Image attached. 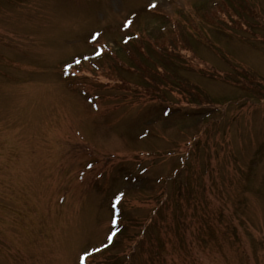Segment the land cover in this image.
<instances>
[{
	"label": "rangeland",
	"instance_id": "1",
	"mask_svg": "<svg viewBox=\"0 0 264 264\" xmlns=\"http://www.w3.org/2000/svg\"><path fill=\"white\" fill-rule=\"evenodd\" d=\"M118 198L91 264H264V0H0V264H81Z\"/></svg>",
	"mask_w": 264,
	"mask_h": 264
},
{
	"label": "trees",
	"instance_id": "2",
	"mask_svg": "<svg viewBox=\"0 0 264 264\" xmlns=\"http://www.w3.org/2000/svg\"><path fill=\"white\" fill-rule=\"evenodd\" d=\"M161 32H165V31H161ZM141 40L139 39V40H137V42H138V45H137V47L139 48L140 47V44H141V42H140ZM158 41V40H157ZM157 41H155V42H157ZM154 42V43H155ZM143 43V42H142ZM158 43V42H157ZM160 43V42H159ZM131 43H127V44H124L123 46L124 47H127V48H129V46H131L130 45ZM156 45H158V44H156ZM143 46H144V44H143ZM144 48V47H143ZM126 51H127V53L129 54V52L131 53V50H127L126 49ZM133 52H134V50H132ZM175 53H177V51L175 50V48L173 47V48H171V49H167V48H162V47H160L159 46V52H157L156 54H157V56H156V58H157V64L159 65H162V66H164L165 67V64H164V62H167V66H166V68L165 69H163L164 71H166V72H172V73H174L175 74V71H176V69L174 68V67H176V62H178V61H185V59H182V58H180V56L178 55L179 53H177V54H175ZM134 55H136L137 56V54L134 52ZM155 58V59H156ZM136 63V62H135ZM121 66H123V65H121ZM162 72V71H161ZM101 74V73H100ZM143 75H144V73H143ZM147 80H149L148 79V77H147ZM120 213V214H119ZM117 215H120L119 217H117L119 220H118V225L116 226V228L118 229V233H117V235L115 236V238L113 237L110 241H109V243H111V246H113L114 245V243H115V241H116V239L118 238V236L120 235V234H122V232L126 229V224H125V222H126V220L124 219V215H123V213L121 214V210H117ZM122 231V232H121Z\"/></svg>",
	"mask_w": 264,
	"mask_h": 264
},
{
	"label": "snow or ice",
	"instance_id": "3",
	"mask_svg": "<svg viewBox=\"0 0 264 264\" xmlns=\"http://www.w3.org/2000/svg\"><path fill=\"white\" fill-rule=\"evenodd\" d=\"M156 5L155 4H150L149 5V7H155ZM130 23V22H129ZM100 34L99 33H97L96 34V37H98ZM96 37H94V39L96 38ZM91 167V166H90ZM108 239H109V241L112 239V237L111 236H109L108 237ZM107 245H105V247H106ZM96 251H99V249H96ZM89 255H90V253H88V252H85L81 257H80V261L82 262V264H87V259H88V257H89Z\"/></svg>",
	"mask_w": 264,
	"mask_h": 264
}]
</instances>
